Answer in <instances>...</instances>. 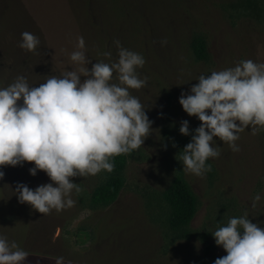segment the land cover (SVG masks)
Instances as JSON below:
<instances>
[{"label": "rangeland", "instance_id": "obj_1", "mask_svg": "<svg viewBox=\"0 0 264 264\" xmlns=\"http://www.w3.org/2000/svg\"><path fill=\"white\" fill-rule=\"evenodd\" d=\"M116 3L117 13H110ZM23 31L39 38L35 51L18 47ZM77 37L84 39L89 68L116 58V40L143 56L137 72L146 83L129 91L145 107L152 131L123 154V187L104 207L91 206L90 194L106 171L71 178L80 189L72 193L75 203L40 214L13 190L17 183L31 189L50 183L47 175H30L29 162L0 168V234L28 252L25 264H56L57 257L61 264H212L225 252L211 233L230 217L247 213L264 227V130L241 132L238 152L217 140L220 155L206 161L211 170L202 177L183 170L179 151L191 135L178 131L183 120L190 134L200 124L178 103L199 75L243 59L264 63V0H0V87L18 74L35 86L78 69L69 59ZM195 37L204 42L205 60L192 53ZM177 172L196 211L185 230L172 231L162 193Z\"/></svg>", "mask_w": 264, "mask_h": 264}, {"label": "clouds", "instance_id": "obj_2", "mask_svg": "<svg viewBox=\"0 0 264 264\" xmlns=\"http://www.w3.org/2000/svg\"><path fill=\"white\" fill-rule=\"evenodd\" d=\"M113 43L116 58L89 68L84 39L77 37L69 59L78 69L47 76L35 86L18 74L0 87V168L29 162L30 175L38 170L47 175L50 183L35 189L17 183L13 190L18 202L40 214L71 207L73 191H80L71 178L111 172L112 158L139 148L152 131L145 107L129 91L145 85L147 78L137 72L145 60L118 40ZM39 44L35 34L20 33L22 50L33 52ZM102 55L110 58L112 53ZM195 81L178 97L182 110L200 121L191 134L188 121L180 122L179 133L191 138L179 151V160L186 173L202 177L211 170L206 161L220 155L217 140L238 152L241 132L248 129L255 135L264 130V63L243 59ZM3 175L0 171V178ZM260 199L255 195L252 206ZM211 236L225 252L212 264H264V227L251 222L247 213L230 217ZM28 255L15 240L0 234V264H25ZM62 260L57 257L56 264Z\"/></svg>", "mask_w": 264, "mask_h": 264}, {"label": "trees", "instance_id": "obj_3", "mask_svg": "<svg viewBox=\"0 0 264 264\" xmlns=\"http://www.w3.org/2000/svg\"><path fill=\"white\" fill-rule=\"evenodd\" d=\"M110 11L113 14L117 13V3L112 5ZM190 47L197 60H205L206 52L202 39L193 38ZM114 52H116V49H113V54ZM124 161L125 157L123 154L112 158L114 163L113 170L106 172L101 182L91 191V206L104 207L116 199L124 184L122 175ZM162 199L167 207L169 229L172 231L185 230L196 211V198L183 178L182 173L177 172L174 175L168 187L162 193Z\"/></svg>", "mask_w": 264, "mask_h": 264}]
</instances>
